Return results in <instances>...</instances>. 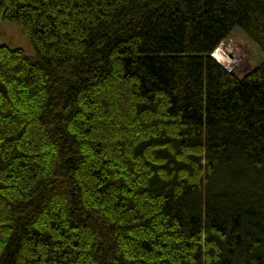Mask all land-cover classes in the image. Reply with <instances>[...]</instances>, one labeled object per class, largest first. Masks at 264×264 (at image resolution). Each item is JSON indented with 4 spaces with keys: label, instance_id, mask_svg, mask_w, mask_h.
Masks as SVG:
<instances>
[{
    "label": "trees",
    "instance_id": "obj_1",
    "mask_svg": "<svg viewBox=\"0 0 264 264\" xmlns=\"http://www.w3.org/2000/svg\"><path fill=\"white\" fill-rule=\"evenodd\" d=\"M0 17L36 51L0 45V264H264V0Z\"/></svg>",
    "mask_w": 264,
    "mask_h": 264
},
{
    "label": "rangeland",
    "instance_id": "obj_2",
    "mask_svg": "<svg viewBox=\"0 0 264 264\" xmlns=\"http://www.w3.org/2000/svg\"><path fill=\"white\" fill-rule=\"evenodd\" d=\"M0 45H5L11 49L20 48L27 56L36 57V51L31 40L22 33L19 25L4 22L1 17ZM215 57L217 58L216 61L218 60L221 65L230 66L231 68L237 65L244 66L254 58L253 56H249L244 50L238 48L231 40L221 43L215 52Z\"/></svg>",
    "mask_w": 264,
    "mask_h": 264
},
{
    "label": "built area",
    "instance_id": "obj_3",
    "mask_svg": "<svg viewBox=\"0 0 264 264\" xmlns=\"http://www.w3.org/2000/svg\"><path fill=\"white\" fill-rule=\"evenodd\" d=\"M227 70H231L232 68L230 66H224Z\"/></svg>",
    "mask_w": 264,
    "mask_h": 264
}]
</instances>
